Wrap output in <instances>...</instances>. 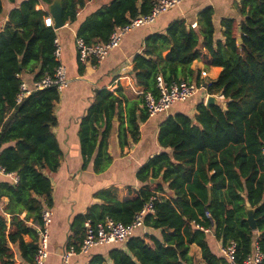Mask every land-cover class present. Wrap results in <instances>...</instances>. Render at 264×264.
<instances>
[{
	"label": "trees",
	"instance_id": "trees-1",
	"mask_svg": "<svg viewBox=\"0 0 264 264\" xmlns=\"http://www.w3.org/2000/svg\"><path fill=\"white\" fill-rule=\"evenodd\" d=\"M5 1L14 6L0 28V167L4 173L15 174L17 181L0 183V199H8L0 212V264H30L41 211L52 204L48 173L62 159L52 133L59 91L49 86L19 102L16 97L25 73L33 76L32 81L53 73L58 64L53 55L56 30L45 24L52 0ZM88 1L62 0L64 23L75 22ZM39 4L43 8L37 9ZM152 4L153 0H108L83 20L77 37L86 44L106 42L116 26L148 14ZM239 10V35L235 23L225 19L223 40L214 37L210 8L200 12L194 28L176 19L164 33L149 35L132 60L131 77L142 87L138 99L122 101L121 95L104 89L96 94L83 123H92L94 134L93 125L104 122L105 136L115 116L121 146L127 134L136 141L138 124L148 118L143 95L149 92L158 97V75L166 83L203 81L209 95L223 98L208 106L197 103L193 116L168 115L157 135L165 150L136 174L144 186L129 187L124 201L106 198L97 214L91 209L75 218V235L81 241L84 221L110 217L129 223L155 192L167 195L160 196L154 211L144 216L146 230L141 235H132L106 256L92 255L89 264H194L189 253L193 244L200 248L204 263L225 264L221 253L212 252L209 233L202 228H210L222 245L236 242L237 264H242L254 244L264 256V0H239ZM3 13L0 0V16ZM194 60L221 70L214 80L205 81L191 69ZM116 90L119 94L120 89ZM94 139L83 134V155L95 152ZM151 178H161L162 183H150ZM246 204L254 208L255 230L246 220ZM259 264H264V257Z\"/></svg>",
	"mask_w": 264,
	"mask_h": 264
},
{
	"label": "crops",
	"instance_id": "crops-1",
	"mask_svg": "<svg viewBox=\"0 0 264 264\" xmlns=\"http://www.w3.org/2000/svg\"><path fill=\"white\" fill-rule=\"evenodd\" d=\"M108 0H89L77 13V20L64 23L56 29V37L62 46L61 63L65 66L67 84L59 91V98L54 105L56 125L52 128L60 149L62 159L54 172L48 173L52 184V221L49 226L48 256L43 264H89L94 254L106 256L114 246L122 243H110L92 246L86 252H75L64 261L62 254L69 246H77L79 236L75 235L73 225L76 217L84 216L91 209L97 214L106 198L124 201L128 196V188L136 190L144 186L137 178L138 170L150 158L161 153L162 148L157 139L159 126L168 115L181 112L193 116L196 104L203 102L205 91L199 90L194 96L184 102L172 104L168 110L156 113L138 124L136 141H132L129 134L126 144L120 145L119 121L114 116L109 132L104 136L106 124L99 122L93 127L97 132L93 134L92 123H83L88 108L94 102L100 90H107L120 99H138L142 87L136 86L131 77L133 57L143 49L146 38L155 33H164L166 26L173 20L181 19L186 26L197 25L198 16L205 8L212 9V23L215 39L223 40V20H232L238 27L241 19L239 0H184L180 4L161 13L151 24L141 25L128 31L121 39L119 45L111 49L107 55L98 62L83 65L77 59L75 37L77 28L83 20L104 5ZM4 13L0 16V28L6 20L7 13L13 4L2 0ZM37 9L43 8L41 4ZM50 16V15H48ZM192 27V26H191ZM196 27V26H195ZM194 28V27H193ZM191 69L206 76L205 81L214 80L221 68L218 66H204L200 60H194ZM33 76L24 74V80L30 84ZM117 88L120 89L118 94ZM87 131H85V129ZM86 132L88 139L95 137L96 150L88 157L82 153V139ZM102 146V153L98 154V147ZM13 184L12 176L0 171V183ZM162 196L167 197L166 194ZM8 199H0V212ZM91 210V211H92ZM22 212L21 216H24ZM146 229H135L133 235H141ZM208 242L212 252L220 254L219 241L211 233ZM190 255L194 257V264H206L201 259L200 248L191 245Z\"/></svg>",
	"mask_w": 264,
	"mask_h": 264
},
{
	"label": "built area",
	"instance_id": "built-area-1",
	"mask_svg": "<svg viewBox=\"0 0 264 264\" xmlns=\"http://www.w3.org/2000/svg\"><path fill=\"white\" fill-rule=\"evenodd\" d=\"M184 0H153L152 8L146 15L137 16L124 25L116 26L111 32L106 42H97L94 44H86L80 37H75V46L77 50V59L82 65L98 62L103 59L107 53L117 47L122 37L130 30L141 25L151 24L161 13L165 12L171 7L180 4ZM47 26L53 25L50 16L45 18ZM195 27L196 24H192ZM62 46L57 37L54 39L53 55L57 61L52 74H45L38 80L32 81L28 84L24 79L21 81L16 100L19 102L24 96L30 94L34 90L43 89L49 86H55L58 91L67 84L65 66L61 63ZM200 76L205 77L206 72H201ZM158 97H154L151 93L143 95L144 106L149 116L156 113L164 112L176 102H184L194 96L199 90H204V99L209 95L206 92V84L201 81L196 84L194 81L188 80H173L169 83L163 81L161 76L156 77ZM142 92H140L141 94ZM219 100L223 96L215 95ZM0 171L4 173L0 167ZM12 176L13 182L17 181V176L13 173H5ZM162 193L155 192L136 212L129 223L114 220L106 217L102 221L91 223L90 220L84 221V236L79 244L69 246L62 258L66 261L70 255L75 252H86L92 246L105 245L110 243H122L131 237L135 229L143 227L144 216L147 213L154 211V202L159 200ZM52 221L51 208L44 207L41 211V224L36 227L37 230V247L33 254L32 262L30 264H43L48 256V243H49V226ZM204 232L211 233L210 228H202ZM220 253L225 259V264H237L236 262V242L229 240L225 245H220ZM263 254L259 251L258 247L254 244L252 252L245 257L242 264H259L263 259Z\"/></svg>",
	"mask_w": 264,
	"mask_h": 264
},
{
	"label": "water",
	"instance_id": "water-1",
	"mask_svg": "<svg viewBox=\"0 0 264 264\" xmlns=\"http://www.w3.org/2000/svg\"><path fill=\"white\" fill-rule=\"evenodd\" d=\"M48 13L53 21V28L60 29L64 26V21L62 18L63 14V6H62V0H52V2L47 6ZM238 31L240 32V27H238ZM240 39H238V42ZM219 102V99L215 95H208L205 99H203V103L208 106L210 104H216ZM150 183H162L161 178L157 179H150ZM209 199H210V192H209ZM246 212V220L249 224V227L251 230L256 229V220L254 217V208L251 207L249 204H246L245 207Z\"/></svg>",
	"mask_w": 264,
	"mask_h": 264
}]
</instances>
